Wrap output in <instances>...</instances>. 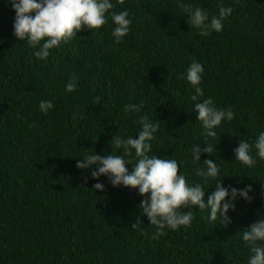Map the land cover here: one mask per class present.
<instances>
[{
  "label": "trees",
  "instance_id": "1",
  "mask_svg": "<svg viewBox=\"0 0 264 264\" xmlns=\"http://www.w3.org/2000/svg\"><path fill=\"white\" fill-rule=\"evenodd\" d=\"M110 2V12L127 10L132 20L120 44L109 16L100 29L78 32L40 60L37 48L15 37V12L0 0V264H248L240 231L264 216V159L253 151L256 164L243 166L234 149L264 131V0H182L210 16L220 6L232 9L222 31L207 37L186 23L178 0ZM193 57L203 66L199 101L211 97L235 113L213 129L216 137L202 134L194 88L177 79ZM73 76L77 87L67 92ZM43 100L54 104L47 114L39 110ZM141 103L140 113L124 112ZM141 115L161 122L152 153L177 160L189 184H202L205 201L221 180L224 188L251 186V203L237 197L226 225L193 207L189 227L165 229L157 240L147 217L132 230L144 197L114 188L106 176L94 180L95 166L76 164L87 149L123 155L110 142L115 134L136 137ZM205 144L215 151L200 163L213 159L220 167L206 184L190 151ZM126 159L134 163V151ZM95 183L104 190L91 191Z\"/></svg>",
  "mask_w": 264,
  "mask_h": 264
},
{
  "label": "clouds",
  "instance_id": "2",
  "mask_svg": "<svg viewBox=\"0 0 264 264\" xmlns=\"http://www.w3.org/2000/svg\"><path fill=\"white\" fill-rule=\"evenodd\" d=\"M15 12L14 35L18 40L26 41L31 47L37 48L33 55L40 60H45L50 55V50L58 48L62 43L76 38L80 31L100 29L108 23L110 16L114 25L111 35L114 43L120 44L122 39L130 32L132 20L129 19L127 10L110 12L114 5L110 0H7ZM177 7L187 16L186 23L197 29V34L202 37L209 36L212 32H220L223 29V21L232 12V9L220 6L216 15H209L208 11L191 3L178 0ZM203 74V66L193 57L185 74H180L177 79H185L195 94L190 99L195 103L194 112L196 119L201 123L207 137H216L213 130L223 121H231L235 113L229 109H220L215 106L211 97L199 101L204 96V91L199 87ZM77 79L73 76L66 83V91L73 92L77 87ZM54 108L51 101L43 100L39 103L41 113L47 114ZM143 104H127L124 112L140 113ZM75 115V114H74ZM82 118V116H81ZM139 123L142 129L136 137L114 135L111 144L117 150H122L123 155L100 154L94 149L84 150L85 156L78 159L76 168L91 171V178L96 180L100 176H106L109 183L115 188L123 186L131 190H137L144 199L141 200L135 222L131 229H142L140 216L147 217L150 225L155 226L156 231L151 235L152 240L164 236L165 229L177 230L180 227H189L194 219L193 207L200 210H208L205 217L210 222L222 219L223 224L229 223L226 215L230 210H235L234 201L240 197L251 203L249 193L251 186L242 190L235 187L224 188L221 180L215 185V190L208 195L205 201L206 191L201 183L189 184L183 174H179V163L175 159L159 158L152 153L151 141L158 132L161 122H153L147 116L141 115ZM34 126V125H30ZM134 151L135 162L126 159L132 156ZM193 162L200 166L195 169V175L207 183L220 173V167L213 159H205L200 163L201 155H207L215 151L211 144L195 145L191 149ZM255 155L264 159V131L258 133L253 143L243 139L239 140L234 149L235 161L243 166L253 167L256 164ZM131 165L129 173L126 165ZM85 183L87 179L85 178ZM264 186V184H262ZM102 183H95L93 192L103 191ZM264 191V187H262ZM187 209V211H184ZM243 242L250 249L248 264H264V216H260L249 227L240 231Z\"/></svg>",
  "mask_w": 264,
  "mask_h": 264
}]
</instances>
